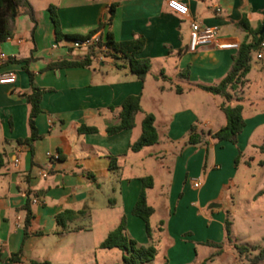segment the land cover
Instances as JSON below:
<instances>
[{
    "label": "crops",
    "instance_id": "obj_1",
    "mask_svg": "<svg viewBox=\"0 0 264 264\" xmlns=\"http://www.w3.org/2000/svg\"><path fill=\"white\" fill-rule=\"evenodd\" d=\"M29 1L36 23L21 11L11 37L0 40V53L5 54L0 57V73L16 77L14 83L0 84L2 264H14L11 255L21 248L24 264H109L108 252L118 248H101L100 243L119 225L122 215L126 216L127 234L138 245H150L145 222L132 209L142 188L141 178L149 175L153 177V186L147 189L150 204L158 174L163 189L156 194L161 204L151 205L154 215L159 212L160 216L154 224L150 219L154 228L164 222L156 234L158 254L162 252L158 264L166 260L170 264H201L209 257L207 264H241L226 237V210L229 189L237 186L234 179L246 151L253 149L261 157L250 155L245 164L264 166L259 164L264 161L260 149L264 144V48L260 59L253 53L249 83L240 90L246 125L238 143L207 137L206 158V143L189 144L187 139L194 123L206 134L226 125L221 108L224 99L198 85L215 84L227 74L236 50L220 48L218 43H240L245 38L246 32L236 25L245 15L253 29L262 25L264 0H183L188 6L186 14L172 9L170 0ZM51 4L56 6L63 32L82 36L96 29L116 4L115 39H146L139 54L150 60L146 78L139 79L126 59L112 54L86 67L49 68L70 55L86 53L75 55V48L66 47L71 39H57ZM193 21L217 28V42L190 51ZM252 78L263 82L259 100L250 95ZM33 85L48 90L36 117L40 137L30 146L18 140L31 134L30 105L23 94L30 93ZM130 95L141 96L143 111L137 114L136 125L108 134V127L120 123L117 113ZM237 102V98L232 101ZM246 103L252 106L249 114H245ZM146 113L155 116L159 141L134 152L129 146L141 134ZM82 124L96 126L98 131L80 133ZM239 151L242 154L236 165ZM48 152L59 153V158L49 157ZM113 155L121 156L117 170L111 168ZM195 180L200 182L198 187L193 186ZM263 189L261 181L255 195ZM34 197L39 202H33ZM28 199L34 216L25 239ZM212 201L221 204L209 206ZM65 210L80 213L62 227L56 215ZM215 222L223 228L218 238ZM232 233L236 242L257 244L241 241L240 233ZM208 241L221 246L206 244ZM118 250L123 259V251Z\"/></svg>",
    "mask_w": 264,
    "mask_h": 264
},
{
    "label": "trees",
    "instance_id": "obj_2",
    "mask_svg": "<svg viewBox=\"0 0 264 264\" xmlns=\"http://www.w3.org/2000/svg\"><path fill=\"white\" fill-rule=\"evenodd\" d=\"M116 4H112L108 10V15L103 16L96 29L87 34L89 36L94 32L101 30L103 33V44H106L113 56H121L126 59L131 71L141 80H144L150 70V60L145 57H140L139 54L143 51L146 45V39L144 36H137L129 40L118 41L115 39L112 25L115 15ZM21 11L30 15L31 19L36 23V17L33 7L29 0H0V40H5L11 37L15 29L16 19ZM49 12L51 19L55 26L57 39H76L85 36L71 35L64 33L59 17L57 15L56 6L51 4L49 6ZM236 25L246 32L245 38L240 42L239 48L233 55L232 65L227 74L220 79L217 83L212 85L199 84L202 89L218 95L224 99L221 108L224 111L227 122L226 125L216 131H210L205 133L200 129V124L194 123L189 131L187 142L189 144H199L205 142L207 145L206 158L208 157V145L209 139L207 137L217 141H228L233 144L238 143L240 133L243 131L246 122L243 114L244 106L240 102V90L248 85L249 80L247 74L251 69V62L253 59V53L256 52L261 43L264 41V32L260 34L262 25L253 29L250 26L248 18L243 16ZM96 61V50L91 47L83 55L74 57L72 59H62L50 65L52 67H86L90 66ZM28 70V69H27ZM31 81H33V74L29 71ZM48 89L45 87L32 86L30 93H24L29 105V125L31 128V134L26 139H19L20 143H27L32 146L33 142L40 137L38 128L36 126V117L41 112V100L43 94ZM180 91L179 88L176 89ZM237 98L239 102L232 103L233 99ZM114 110V107H111ZM143 111L141 106L140 95L128 96L121 105L117 116L120 119V123L110 126L106 129L108 134H114L124 129L133 128L136 125V116ZM78 131L80 133H90L98 131L96 126L82 124L79 126ZM159 141V134L155 125V116L152 113H146L142 120V130L139 137L130 143V150L137 152L146 146L156 144ZM260 149L264 151V144L260 146ZM242 152L239 151V155L236 158L235 164L238 165ZM121 158L119 155H113L111 159V168L117 170L120 168L118 161ZM260 165H264V161L259 162ZM142 188L136 203L132 209V213L142 218L146 225V231L151 239V244L148 246L138 245V242L127 234L126 230V216L122 215L119 225L113 229L107 237L100 243L101 248L114 249L118 248L123 251V261L125 264H144L151 262L158 254V242L156 234L163 229V221H160L157 228L151 225V217L155 213V208L149 204L147 199V189L153 186V177L144 176L141 178ZM25 209L27 210V216L25 220V233L24 238L29 236L28 228L33 218V212L30 207V199H28ZM80 213L73 210H65L56 215L58 224L62 227H66L67 220H73ZM232 221L227 214L225 221V231L227 240L232 243V246L236 249L239 258L246 257L248 264H264V245L260 244H248L234 241L232 233ZM206 244L220 247L221 245L215 242H206ZM23 249L11 255L14 264H24L22 260ZM3 252L0 250V264L4 262ZM212 257L205 259L201 264H207V261ZM29 264H50L47 261H31ZM162 264H170L168 260Z\"/></svg>",
    "mask_w": 264,
    "mask_h": 264
},
{
    "label": "rangeland",
    "instance_id": "obj_3",
    "mask_svg": "<svg viewBox=\"0 0 264 264\" xmlns=\"http://www.w3.org/2000/svg\"><path fill=\"white\" fill-rule=\"evenodd\" d=\"M75 55L83 54L85 49H75ZM257 81V83H256ZM263 82L261 79L257 80L252 78V85L250 90L252 93V99L259 100L261 95H263ZM245 109V114H249L251 112L252 106L247 104ZM249 105V106H248ZM207 129V128H204ZM250 155L256 156V158H260L261 154L259 152L254 153L253 149L246 151V155L242 157L239 169L235 176L234 181L237 186H231L229 192V205L227 206L226 213L229 214V218L232 221L234 226L232 227V232L240 233L241 241H247L251 243H257L263 245L264 242V192L255 195L258 190L259 182L264 181V166H259L254 164L253 166H248L244 163V160H247ZM162 181L160 180L159 174L156 178V192L150 196V204L153 206H159L160 196L156 193L160 192L163 189L161 185ZM228 190V189H227ZM264 190V189H263ZM224 200V199H223ZM220 205L221 201L218 203L212 201L211 204ZM226 214V215H227ZM160 216V213L153 214L152 223L154 224L157 218ZM214 235L215 238H218L219 234L223 232L222 225L220 226L215 222L214 224ZM108 262L109 264H125L118 249L111 250L108 252ZM162 260V252H160L155 260L152 262L153 264H158ZM239 262L241 264H248V260L246 257H240Z\"/></svg>",
    "mask_w": 264,
    "mask_h": 264
},
{
    "label": "built area",
    "instance_id": "obj_4",
    "mask_svg": "<svg viewBox=\"0 0 264 264\" xmlns=\"http://www.w3.org/2000/svg\"><path fill=\"white\" fill-rule=\"evenodd\" d=\"M169 5L172 9L181 14H186L188 12V6L183 0H170ZM217 33V28L204 27L201 26L200 23L193 21L191 24V34L188 49L192 52H195L200 47L211 45L217 42ZM103 41V33L101 30H98L89 36L69 40V43L66 45V47H68V49H85V51L89 50L91 47H94L96 50V60H101L103 57L109 56L111 54L110 48L106 44H103ZM218 45L223 49L237 50L240 43L237 41H222L219 42ZM263 48L264 41L261 43L260 48L256 51L258 59L263 57ZM0 57L5 58V54L0 53ZM15 79L16 77L14 73H0V84L14 83ZM47 154L51 158H59V153L48 152ZM18 162L19 159L16 158L15 163ZM199 185L200 182L198 180L193 182L194 187H198ZM33 202H39V199L34 197Z\"/></svg>",
    "mask_w": 264,
    "mask_h": 264
},
{
    "label": "water",
    "instance_id": "obj_5",
    "mask_svg": "<svg viewBox=\"0 0 264 264\" xmlns=\"http://www.w3.org/2000/svg\"><path fill=\"white\" fill-rule=\"evenodd\" d=\"M264 32V20H263V23H262V27L260 29V34H262ZM72 55L68 56V58L72 59ZM3 258H5V255H3Z\"/></svg>",
    "mask_w": 264,
    "mask_h": 264
}]
</instances>
